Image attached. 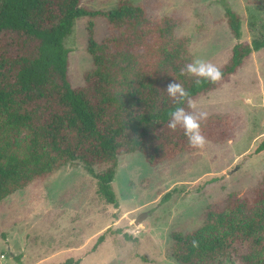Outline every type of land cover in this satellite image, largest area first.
Returning a JSON list of instances; mask_svg holds the SVG:
<instances>
[{
    "label": "trees",
    "instance_id": "1",
    "mask_svg": "<svg viewBox=\"0 0 264 264\" xmlns=\"http://www.w3.org/2000/svg\"><path fill=\"white\" fill-rule=\"evenodd\" d=\"M83 16L90 17L87 49L94 66L75 87L65 40ZM97 18L106 23L101 39ZM225 19L239 41L219 67L223 78L197 86V77L182 74L194 55L190 37L177 34L181 20L173 15L152 18L147 5L133 0H118L107 10L83 0H0V202L81 162L97 178L100 194L119 207L112 182L120 156L140 152L155 166L197 151L182 128L167 127L176 107L188 110L187 101L168 96V83L177 80L194 101L228 83L264 47V36L240 41L236 10L228 6ZM201 130L207 141L223 144L235 137L236 118L209 115ZM263 150L264 139L258 152ZM96 166L104 171L97 173ZM258 195L252 204L233 195L208 212L203 226L173 231L172 257L179 264H264V188ZM246 206L255 208L250 216ZM104 240L101 234L96 246Z\"/></svg>",
    "mask_w": 264,
    "mask_h": 264
},
{
    "label": "rangeland",
    "instance_id": "2",
    "mask_svg": "<svg viewBox=\"0 0 264 264\" xmlns=\"http://www.w3.org/2000/svg\"><path fill=\"white\" fill-rule=\"evenodd\" d=\"M148 6L149 16L181 20L177 34L190 37L194 59L220 67L239 41L225 19L229 6L242 20L240 41L264 36V0H133ZM118 0H83L91 9L116 7ZM89 16L76 20L66 38L69 78L84 84L93 68L88 52ZM96 37L106 23L96 19ZM197 111L231 114L235 137L223 144L208 141L203 149L183 153L159 165L144 154L119 157L112 182L119 207L98 190V180L81 162L31 183L0 202V264H179L172 257L173 231L203 226L208 212L235 195L252 204L264 188V47L255 51L231 80L194 100ZM97 173L104 167H94ZM261 206V205H260ZM255 211L246 206V216ZM146 212L147 217L136 223ZM139 232L134 236L132 232ZM105 240L97 244L98 237ZM222 264H240L228 260Z\"/></svg>",
    "mask_w": 264,
    "mask_h": 264
},
{
    "label": "clouds",
    "instance_id": "3",
    "mask_svg": "<svg viewBox=\"0 0 264 264\" xmlns=\"http://www.w3.org/2000/svg\"><path fill=\"white\" fill-rule=\"evenodd\" d=\"M181 71L182 74L186 73L197 77L195 81L197 86L200 85L202 79L216 83L223 78V73L219 67L201 58H196L191 63L186 64ZM166 92L178 104L187 101L188 109L176 107L170 113L171 119L167 127L172 131H176L178 127L182 128L187 137L188 145L194 149H203L208 141L201 130V124L207 119V113L197 111V104L191 99L190 91L185 89L177 80L168 83ZM131 234L138 236L139 232L136 231ZM192 246L198 247V241L193 240Z\"/></svg>",
    "mask_w": 264,
    "mask_h": 264
},
{
    "label": "water",
    "instance_id": "4",
    "mask_svg": "<svg viewBox=\"0 0 264 264\" xmlns=\"http://www.w3.org/2000/svg\"><path fill=\"white\" fill-rule=\"evenodd\" d=\"M147 213L146 212H144V213H141L138 217H137V219H136V223L138 224V223H140L141 221H143L146 217H147Z\"/></svg>",
    "mask_w": 264,
    "mask_h": 264
}]
</instances>
